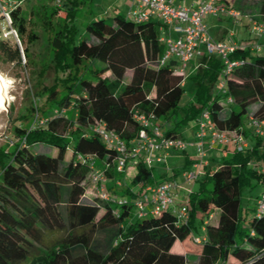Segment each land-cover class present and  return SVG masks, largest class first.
Here are the masks:
<instances>
[{
	"label": "trees",
	"instance_id": "16d2710c",
	"mask_svg": "<svg viewBox=\"0 0 264 264\" xmlns=\"http://www.w3.org/2000/svg\"><path fill=\"white\" fill-rule=\"evenodd\" d=\"M258 1L264 20V0ZM89 2L62 0L60 7L52 8L47 3L37 5L50 8L48 17H40L50 32L48 67L55 74L67 72L62 81L69 82L56 101L59 79L42 91L53 107L71 108L73 115L67 118L61 110L57 114L50 109L43 118L30 103L28 114L17 119L11 136H5L0 146V264H187L189 256L190 264H264V214L256 218L254 208L244 214L241 208L243 188L264 183V172L254 167L264 164V134L247 135L243 130L249 146L232 149L204 167L197 189L187 195L188 221L177 224L169 211L140 217L132 212L144 186L157 182L151 167H135L120 193L127 199L120 204L86 197L90 163L98 168L99 160L103 169L112 165L115 154L95 134L83 133L102 123L128 144L139 130L133 119L137 111L152 114L166 135H178L179 127L195 121L204 109L218 129L239 131L248 116L264 120V56L237 48L230 57L245 64L225 77L222 94L215 85L222 63L215 55H204L202 65L191 72L196 83L192 100L180 106L183 77L174 74V62L155 64L164 51L158 41L159 23H133L116 13L91 20L81 35L77 10ZM60 10L64 18L51 24ZM11 22L19 41L26 38L30 44L37 38L27 28L21 8L11 12ZM10 42L0 39V58L20 65V48ZM27 51V46L22 48L28 60ZM85 63L98 66L79 77L77 72ZM127 71L130 76L125 82ZM221 95L230 96L232 102L220 103ZM35 117L43 123H34ZM175 117L176 123L167 126ZM103 174L111 181L122 173L108 169ZM106 190L115 197L111 187ZM215 211L217 221L210 223ZM197 221L204 229L201 237L193 234ZM97 234H103V241L94 238Z\"/></svg>",
	"mask_w": 264,
	"mask_h": 264
},
{
	"label": "built area",
	"instance_id": "2783aa9c",
	"mask_svg": "<svg viewBox=\"0 0 264 264\" xmlns=\"http://www.w3.org/2000/svg\"><path fill=\"white\" fill-rule=\"evenodd\" d=\"M28 0H0V22H4L7 30L0 32V39L14 38L19 44L16 31L12 27L11 12L21 8L22 3ZM62 0H51L55 7H60ZM238 11L230 8L224 0H193L190 5L174 3L173 0H131L126 17L133 23L155 21L159 23L160 35L158 41L164 46L163 54L156 61V66L174 62L173 72L184 77V70L188 64L201 55H215L222 63V70L218 80V91L225 93V77L245 64L244 60L232 59L230 55L238 48L234 44H227L215 40L208 32L205 19L207 17H230L237 19ZM250 21L251 32L260 37L264 34V24L253 19ZM169 32L175 34L172 37ZM202 47V50H201ZM253 49L260 52V45L255 42ZM232 102L227 96L225 104ZM63 113V111H61ZM58 114V112H56ZM133 119L138 123L137 136L126 143L113 130H108L102 123L90 127L95 134L115 154L111 166L105 165L103 169L96 168L94 163L89 166V184L94 188L96 196L102 200L120 204V200L111 198L106 190L107 179L104 171L111 169L114 174L125 172L129 166H151L153 163H165L166 158L173 152H185L188 146L195 150L198 160L192 163L194 170H184L182 176L186 182L197 180L208 164L207 149L215 145L234 144L236 151H242L247 141L239 131H226L218 129L211 121L208 110H202L196 121L195 138L192 141L178 135H166L160 121L154 119L152 114L140 112L133 113ZM44 119L35 117L34 123L42 124ZM247 127L254 135L263 136L264 120L247 117ZM115 186H121L120 179L113 178ZM178 184L173 179H163L144 186L140 197L134 202L137 215L159 216L163 211H169L176 219L177 224L188 221L187 195H178ZM253 214L256 218L264 214V191L255 200Z\"/></svg>",
	"mask_w": 264,
	"mask_h": 264
},
{
	"label": "rangeland",
	"instance_id": "374dc122",
	"mask_svg": "<svg viewBox=\"0 0 264 264\" xmlns=\"http://www.w3.org/2000/svg\"><path fill=\"white\" fill-rule=\"evenodd\" d=\"M227 2V0H224ZM108 0H92V2H89L83 6H81L77 10V27H78V33L81 35H84L85 33V26L90 22L91 20H95L99 18L98 10H96V7L100 8V13H103V10H106ZM41 3H47L46 7L52 8L54 5L49 2V0H29L21 5V12L24 14V17L27 20V28L30 29L37 38L31 42L30 44L26 42V38H23L19 41V44H17L20 48V55H21V63L20 65H17L15 63H10L7 61H4L2 58H0V74L8 81H11V84H8L7 94L9 95V102L4 109H0V146L5 143V136H11V128L13 124H18V118L21 115H27L28 111L26 110L30 103L35 105V107L38 109V115H42L44 118V113L46 111H49L50 109L55 110L56 112L62 111V107L54 106L52 105V101H49L47 95L43 93L42 87L44 86H50L52 83H54L53 79H59L58 82L55 84V90H56V96L55 100H58L60 95L64 94L67 90L66 85H68L67 82H63L67 76V72H61L59 71L57 74L51 71V69L48 67L50 64V60L52 57L51 50L49 48L48 39L50 37V32L43 27L41 24L40 17L46 15L48 17V14L50 12V8L47 10L46 7L44 8H38L37 5H40ZM53 5V6H52ZM37 7V8H36ZM55 7V6H54ZM243 7L245 8L246 14L253 15V19L257 21L259 24H264V20L261 18V15L258 13L257 10H254L252 4L250 1L246 0V3L243 4ZM46 9V10H45ZM45 10V11H44ZM44 11V12H43ZM114 13H111L110 11H106V13L101 15L100 17L107 18V16H111ZM122 14V13H121ZM64 18V12L62 10L59 11V14L55 15L51 18V24L56 25L57 22L62 21ZM224 26L226 28H231L235 31L236 35L242 34V32L237 28H234L233 24L231 22H224ZM6 24L2 21L0 22V32H3L7 30ZM264 35V34H262ZM261 35V36H262ZM10 39V45H15L14 38L11 36ZM256 41V40H255ZM259 44L264 42V37L259 38ZM258 43V42H257ZM27 46V55L28 60L24 58L22 48ZM261 46V45H260ZM85 66V67H84ZM82 68H80L77 72L78 76L81 75L85 76L88 74L87 69L88 68H94L98 66V63H85ZM106 78L112 79L109 72H105L103 74ZM130 76V71L126 72V78H124V81H128V78ZM55 77V78H54ZM196 90V83L191 77V71L189 67H186L184 70V77H183V94L181 96V100L179 105L184 106L188 102L192 100V97L194 95V92ZM38 97H36V95ZM34 95V96H33ZM36 97V99H35ZM34 100V102H33ZM219 102L224 103L225 97L224 95L219 96ZM65 117L70 118L73 115V110L71 108L66 109L63 111ZM183 111L179 110L178 116L182 117ZM177 116V117H178ZM177 118H172L169 120L167 126L176 123ZM28 124V122H24L23 125ZM188 127V124H183L179 127V131L184 133ZM83 133L86 135H90L91 131L89 129H83ZM189 138V137H188ZM189 140V139H188ZM40 149V148H39ZM190 160L193 162L198 160V157L195 156L193 148L191 146H188L185 151ZM69 151H67L68 155ZM174 155L168 156L165 160V163H153L151 166V171L153 174V178L155 181H160L163 179H173L178 184V195H184L188 191L196 190L199 181H191L186 182L185 178L182 176L183 170H194L192 168V163H187V160L185 158L184 152H173ZM68 157V156H67ZM96 166L100 168V161H96ZM254 167L260 171L264 172V164H257L254 165ZM136 172V168L134 166H129L126 168L125 172H123L120 177H118L121 181L122 186H115L113 184V180L106 181L105 186L111 187V191H114L115 199L122 200L127 199V197L120 196V193H122V190L124 189L123 185H126L133 175ZM201 178L199 177L198 180ZM85 191V196L88 198L96 197V193L94 191V188L87 183ZM264 191V183L260 184H254L252 187L243 188L241 192V208L242 213L246 210H250L254 207V203L256 200V197ZM135 200V199H134ZM137 200V198H136ZM133 202V200H132ZM132 212L134 215L137 214V209L133 206ZM218 218V213L215 212L212 215V218L209 219L210 223H215ZM197 232L194 231V235L197 237H201L203 235V232H201V224L197 221L196 222ZM61 233H56L55 236L59 237L61 236ZM94 238H97L99 241H103V234H97ZM191 257L189 256L188 263L190 264Z\"/></svg>",
	"mask_w": 264,
	"mask_h": 264
},
{
	"label": "crops",
	"instance_id": "0c3cea01",
	"mask_svg": "<svg viewBox=\"0 0 264 264\" xmlns=\"http://www.w3.org/2000/svg\"><path fill=\"white\" fill-rule=\"evenodd\" d=\"M173 1H174V3H182L184 5H190L193 2V0H173ZM248 1H250V3L252 4L254 10H257V11L259 10L260 1H258V0H256V1L255 0H248ZM49 2H50V0H49ZM90 2H92V0H90ZM130 3H131V0H108L107 5H106V10H103V13H100V10H99L100 8H98V7H96V10H98L99 18H103L100 16L101 15L103 16V14L106 13V11H110L111 13H114V14H116V13L121 14L122 13V15L126 16L128 11H129V8H130ZM225 3L230 8L234 9L235 11H238L240 13V15L237 17V19H233L230 17H224V16L207 17L205 19V23H206L209 34L215 40H219V41H222V42L227 43V44H234L239 49H243V48L249 49L251 54H254V55L264 56V42L259 44L260 43L259 38L263 39L264 35L257 37L256 35H254L251 32L249 19H253V17H252L253 15L246 14V12H245V8L243 7V4L246 3V0H227V2H225ZM111 16H107V18H109ZM253 20H255V19H253ZM224 22H231L233 24L234 28L239 29L240 31H238V32H242V34L239 33V35H236L235 31L233 29L226 28L224 26ZM169 34L172 37H175L174 33L169 32ZM255 42H258V44L261 45L260 46L261 47L260 52H256L253 49V45ZM201 50H202V47H201ZM202 57H204V55H201L199 57H195L188 64L187 67L190 68L191 72L195 71L198 67H200L202 65L200 63ZM219 77H220V74H219ZM219 77H218V80H219ZM218 80L216 81V84H215L217 88H218ZM197 119L195 121L189 122L186 131L184 133L179 131L178 136L186 139L187 141H192L195 138ZM163 128H164V126H163ZM243 130H245L247 135L252 134L251 130L247 127V119L244 120V123L242 124V126L240 128L241 132ZM244 137H245V135H244ZM246 141H247V146H249L248 139H246ZM232 149H234V144L232 142H229L227 145H219V146L215 145L212 148L207 149L205 158L207 159L208 163H210V161L212 159L219 160L223 155H229ZM193 151L195 153L194 148H193ZM184 154H185V158H186L187 162L191 161V163H192L193 161L190 160L188 154L186 152H184ZM173 155H174V153H171L169 156L172 157ZM204 171L205 170L203 169V174L200 176V178L204 175ZM201 232H204L203 227L201 228Z\"/></svg>",
	"mask_w": 264,
	"mask_h": 264
},
{
	"label": "bare ground",
	"instance_id": "6f19581e",
	"mask_svg": "<svg viewBox=\"0 0 264 264\" xmlns=\"http://www.w3.org/2000/svg\"><path fill=\"white\" fill-rule=\"evenodd\" d=\"M7 81L8 80L4 78V82L0 83V104H2V107H0V109H4V110L9 102V97H8L9 95L7 94V89H8Z\"/></svg>",
	"mask_w": 264,
	"mask_h": 264
},
{
	"label": "clouds",
	"instance_id": "9594fccd",
	"mask_svg": "<svg viewBox=\"0 0 264 264\" xmlns=\"http://www.w3.org/2000/svg\"><path fill=\"white\" fill-rule=\"evenodd\" d=\"M4 82V77L0 75V83ZM8 84H11V81H7ZM0 107H2V104H0Z\"/></svg>",
	"mask_w": 264,
	"mask_h": 264
}]
</instances>
